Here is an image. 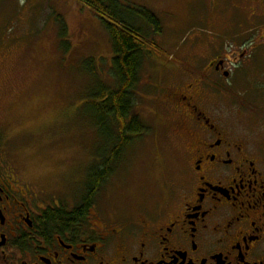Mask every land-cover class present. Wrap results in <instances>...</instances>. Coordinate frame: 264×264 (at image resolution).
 <instances>
[{
	"label": "rangeland",
	"instance_id": "rangeland-1",
	"mask_svg": "<svg viewBox=\"0 0 264 264\" xmlns=\"http://www.w3.org/2000/svg\"><path fill=\"white\" fill-rule=\"evenodd\" d=\"M127 3L147 8L161 20L162 34L148 44L159 45L155 50L158 57L168 58L188 42L189 46L198 40L201 42L195 51L206 50L208 42L214 40L221 46L231 45L232 56L236 46L227 38L254 27L249 33L251 45H259L258 54L264 53L263 7H258L257 0ZM208 30L218 31L220 36ZM188 46L180 52L184 57ZM89 58L95 61L92 65ZM110 58L108 34L76 0H0V167L7 177L15 175L34 184L46 194V200L56 198L66 210L71 205H84L95 157L103 155L105 149V140L98 141L93 124L82 116L79 106L95 93V86L116 89ZM147 58L134 98L135 113L150 125L152 133L133 142L114 175L96 187L90 199L97 211L96 224H135L144 214L142 209L165 198L168 188L176 185L191 144L183 138L187 128L172 125L178 122L180 126L181 121L167 97L168 90L180 82L167 78L164 88L157 87L160 79L153 67L157 58ZM254 65L264 69V58ZM92 70L94 74H90ZM252 72L258 76L255 69ZM231 89L260 102L264 99V94L255 93L244 78ZM242 103L252 110L247 129H264V104ZM234 107L229 105L226 110H234L233 117L226 115L219 120L223 128L239 129L235 123L240 114ZM255 135L264 139V132L256 130Z\"/></svg>",
	"mask_w": 264,
	"mask_h": 264
},
{
	"label": "flooded vegetation",
	"instance_id": "flooded-vegetation-1",
	"mask_svg": "<svg viewBox=\"0 0 264 264\" xmlns=\"http://www.w3.org/2000/svg\"><path fill=\"white\" fill-rule=\"evenodd\" d=\"M251 52L205 53L187 75L166 72L187 76L167 97L191 144L176 185L135 224H96L93 204L76 219L77 207L46 200L0 167V264H264V139L255 135L264 129H247L252 110L222 85L253 66L241 63L255 61ZM229 105L240 114L237 130L219 123L233 117Z\"/></svg>",
	"mask_w": 264,
	"mask_h": 264
},
{
	"label": "trees",
	"instance_id": "trees-1",
	"mask_svg": "<svg viewBox=\"0 0 264 264\" xmlns=\"http://www.w3.org/2000/svg\"><path fill=\"white\" fill-rule=\"evenodd\" d=\"M76 1L100 20L109 36L110 63L116 87L113 91H106L100 85L98 88L95 86V93L87 96L79 106L83 109L82 116L89 118V122L93 124L98 141L106 142L103 155L95 157L93 172L87 183V195L82 200L84 205L76 210V219H84L92 205L90 199L94 197L96 187L106 183L114 175L124 152L133 142H138L143 135L152 133L150 125L135 113L137 110L134 95L143 63L147 56L156 54L155 50L159 49L158 44H148L153 38L160 36L162 26L154 13L144 7L128 4L127 0ZM58 21L63 26L61 17ZM64 32L66 33L65 27ZM64 32L61 31L62 36ZM67 49L68 47L65 48ZM87 61L92 65L94 60L89 58ZM90 74H94L93 70Z\"/></svg>",
	"mask_w": 264,
	"mask_h": 264
},
{
	"label": "snow or ice",
	"instance_id": "snow-or-ice-1",
	"mask_svg": "<svg viewBox=\"0 0 264 264\" xmlns=\"http://www.w3.org/2000/svg\"><path fill=\"white\" fill-rule=\"evenodd\" d=\"M21 2H23V0H21Z\"/></svg>",
	"mask_w": 264,
	"mask_h": 264
}]
</instances>
